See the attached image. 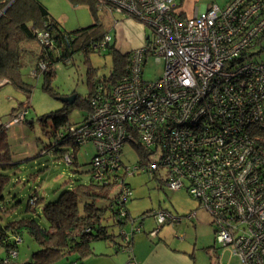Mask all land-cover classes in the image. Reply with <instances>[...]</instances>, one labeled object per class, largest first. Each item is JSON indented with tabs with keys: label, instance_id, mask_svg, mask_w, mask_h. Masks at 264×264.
<instances>
[{
	"label": "built area",
	"instance_id": "obj_1",
	"mask_svg": "<svg viewBox=\"0 0 264 264\" xmlns=\"http://www.w3.org/2000/svg\"><path fill=\"white\" fill-rule=\"evenodd\" d=\"M97 1L148 34L130 50L128 74L110 90L97 84L84 124L66 130L95 148L93 178L116 182L144 172L173 191L184 189L212 217L214 242L240 264H264V147L255 135L264 126V60L255 58L264 49L255 51L264 37V0L212 3L191 16L177 14L173 0ZM37 38L51 46L44 29ZM110 40L105 34L101 45ZM148 59L164 63L155 80L143 78ZM126 144L140 147L130 167L122 161ZM121 187L126 204L131 188ZM151 214L153 236L162 224L181 221L165 209ZM129 222L130 235L142 228ZM120 233V250L131 252V236ZM16 257L17 248H9L1 263L16 264Z\"/></svg>",
	"mask_w": 264,
	"mask_h": 264
},
{
	"label": "trees",
	"instance_id": "obj_2",
	"mask_svg": "<svg viewBox=\"0 0 264 264\" xmlns=\"http://www.w3.org/2000/svg\"><path fill=\"white\" fill-rule=\"evenodd\" d=\"M9 1L0 0V12ZM68 1L76 6L86 5L95 17L97 12L106 9L99 6L97 0ZM42 29L49 33L51 46L39 42L37 32ZM108 30L100 19L96 18L90 26L67 31L49 14L41 0H15L0 15V87L11 84L30 94L32 85L23 79L22 69L25 67L34 70L36 76L42 74L48 82L54 73V63L57 60L68 62L75 51L81 50L85 55L100 51L111 54L112 69L108 75L98 76L93 68L88 67L90 89L85 97L75 95L72 103H63L57 111L40 118L43 125L47 123V118H50L52 125L50 133L53 138L41 152L58 154L66 165L71 166V171L78 165L76 153L80 144L74 139L75 135L66 131L69 127L70 107L80 106L85 109L82 119L75 125L78 128L84 124L91 110L90 98L97 93V84L110 90L128 74L130 51H118L112 43V38L108 43L101 45V40ZM261 47L264 48L262 45ZM260 48L258 50H261ZM40 62L46 65L45 69L39 67ZM92 80L94 82H91ZM44 87L50 90L48 85ZM26 108L25 106V110ZM24 119L26 120L25 115ZM255 135L259 144L264 147V126L255 129ZM133 148L137 152L140 151L139 146L134 145ZM95 156L94 148V154L89 162L88 183L79 181L75 183L70 178L69 187L62 190L56 199L49 201L45 200L44 195L32 190L27 196L25 216L5 222L0 220V249L4 253L9 248H17L16 239L22 240L24 235H28L38 246L24 264H56L60 261L63 264H85L84 258L94 255L92 244L95 241L114 242L117 251L125 245L120 230L131 216L119 195L121 186L130 188L129 183L122 177L116 182L112 180L113 178L107 179L108 177L102 180L94 179ZM21 164L22 162L15 161L14 153L11 151L6 124L0 123L1 202L4 201L5 189L11 181L10 172L18 171ZM112 176L119 175L115 172ZM101 198L108 200L105 206L98 204V199ZM39 214L44 217L45 224H40L37 220L41 217ZM113 226H117L119 231L114 232Z\"/></svg>",
	"mask_w": 264,
	"mask_h": 264
},
{
	"label": "rangeland",
	"instance_id": "obj_3",
	"mask_svg": "<svg viewBox=\"0 0 264 264\" xmlns=\"http://www.w3.org/2000/svg\"><path fill=\"white\" fill-rule=\"evenodd\" d=\"M216 1L218 4L223 2V0ZM41 3L67 31L85 28L92 25L96 18L100 19L106 29L110 27L108 34L112 38V43L115 44V33L111 25L115 19L123 18L120 14L107 15L97 12L95 17L86 5L76 6L68 0H41ZM143 33L148 34L146 29L143 30ZM260 41L255 46V50H258L261 44L264 47V37ZM118 51L120 50L118 49ZM255 58L264 60V49L258 52ZM69 59L68 62L57 60L54 63V73L48 82L42 74L33 77L30 75L29 67L23 68L24 81L32 85L30 94L11 84L0 87V123L6 124L10 131L9 141L15 161L22 162L18 171L10 172L11 181L5 189L4 201H0V208H2L0 209V220L2 222L26 215L24 211L26 200L32 190L44 195L45 200L49 201L56 199L62 190L69 187L70 178L75 183L90 181L89 162L94 154V147L91 143L82 144L77 150L78 165L75 172L71 171V166L66 165L58 154L41 152V149L49 145L53 138L50 133L52 129L50 118H47L48 121L45 125L41 123L40 118L63 106L60 97L69 95L85 97L88 94L90 89L88 67L93 68L98 76L108 75L112 69L111 54L107 51L90 52L85 55L81 50H78L73 52ZM163 68V62L156 63L153 59H148L143 66V78L155 80L162 74ZM45 85H48L50 90L44 89ZM24 111L26 120L22 116ZM84 113L85 109L80 106L70 107L69 126L73 127L80 122ZM21 153L27 154L29 157H22ZM139 158L138 152L130 144L124 146L122 151L124 165L130 167ZM122 171L121 168L120 172ZM123 177L131 188V195L125 207L131 218L136 219L135 225L141 223L144 231L156 228L152 211L166 209L172 214L180 216L181 221L174 225H162L160 230L168 228L173 236L189 243V250H194L196 264H240L238 258L232 256L227 248L212 242L213 232L209 239L208 236L205 238L206 232L204 233L203 228L200 230L199 227L203 223L210 222L212 217L184 189L173 191L151 174L144 172H129L123 174ZM107 201V199L101 198L98 199V204L105 206ZM191 211H195L194 216L187 218ZM40 216L37 220L40 224H45L44 217ZM122 227L127 232L131 231L129 221ZM211 229L213 228L211 227ZM113 230L118 232L119 228L113 226ZM37 247L34 240L28 235H24L17 244L18 262L20 263L23 256L29 255Z\"/></svg>",
	"mask_w": 264,
	"mask_h": 264
},
{
	"label": "crops",
	"instance_id": "obj_4",
	"mask_svg": "<svg viewBox=\"0 0 264 264\" xmlns=\"http://www.w3.org/2000/svg\"><path fill=\"white\" fill-rule=\"evenodd\" d=\"M227 1L228 0H223V2L218 4L216 0H173L175 4V12L182 16H191L197 11L206 9L212 3H217L219 6L225 4ZM101 12L107 15L113 14L107 9H103ZM111 27H113L115 33L114 46L121 52H128L143 43L144 28L138 22L123 17L115 19ZM21 156L29 157L24 153H21ZM191 212L195 213V211ZM166 224L174 225L176 223L166 222L162 225ZM161 227L155 236L150 234L152 229L144 231L141 228L140 231H134L132 235H130L129 231L127 232L125 230L127 234L131 236V252L122 250L117 251L115 249L114 242L104 240L95 241L92 244L94 255H89L84 258V263L126 264L130 259H132L138 264H196L194 259V250H189L190 244L173 236L168 228L160 230ZM211 227L213 228L211 221L203 223L202 226L199 227L200 230L203 228L202 231L204 233L206 232L205 238L208 236L209 239L211 237V233L214 232V229H211ZM212 242L215 243L214 235L212 237ZM3 255L4 252L0 249V264H2L1 257ZM30 255L31 253L27 256H23L22 260H20L21 262L19 263V255L17 254L16 264H24L29 260ZM61 262L62 261L56 264H60Z\"/></svg>",
	"mask_w": 264,
	"mask_h": 264
},
{
	"label": "water",
	"instance_id": "obj_5",
	"mask_svg": "<svg viewBox=\"0 0 264 264\" xmlns=\"http://www.w3.org/2000/svg\"><path fill=\"white\" fill-rule=\"evenodd\" d=\"M15 0H10L7 5L2 9V11L0 12V15L6 10V8H8ZM75 98V95H69V96H63L60 97L59 99L61 100L62 103H72L73 100Z\"/></svg>",
	"mask_w": 264,
	"mask_h": 264
}]
</instances>
